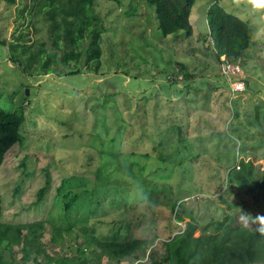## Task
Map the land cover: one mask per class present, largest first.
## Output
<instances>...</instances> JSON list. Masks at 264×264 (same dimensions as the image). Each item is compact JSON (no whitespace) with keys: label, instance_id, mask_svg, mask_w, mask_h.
I'll list each match as a JSON object with an SVG mask.
<instances>
[{"label":"rangeland","instance_id":"374dc122","mask_svg":"<svg viewBox=\"0 0 264 264\" xmlns=\"http://www.w3.org/2000/svg\"><path fill=\"white\" fill-rule=\"evenodd\" d=\"M30 1L0 0V107L25 114L24 142L12 146L0 166L3 221L44 220L49 252L60 253L50 243L55 227L64 230L66 251L75 234L86 232L100 240L147 239L160 256V242L184 230L191 216L201 228L228 209L247 207L264 216V200L231 182L234 170L228 171L240 169L239 157L264 166V0L218 1L251 28V44L237 61L244 86L239 92L212 52L206 20L211 0L195 1L189 39L183 30L164 37L155 7L145 0H95L105 29L101 66L59 60L50 64L55 72L37 75L31 72L41 58L25 70L12 60L10 46L24 32L34 43L45 41L43 48L50 49L44 58L56 50L43 18L28 10L21 16ZM76 67L80 72L63 74ZM23 161L31 175L19 166ZM45 167L51 182L42 207L28 208L45 182ZM25 175L22 194L13 199ZM227 176L232 186L220 189ZM70 189L85 201L66 213L63 195ZM91 190L88 204L84 191ZM174 203L180 209L172 210ZM102 263L134 264L128 258Z\"/></svg>","mask_w":264,"mask_h":264},{"label":"trees","instance_id":"16d2710c","mask_svg":"<svg viewBox=\"0 0 264 264\" xmlns=\"http://www.w3.org/2000/svg\"><path fill=\"white\" fill-rule=\"evenodd\" d=\"M5 1L10 5L15 4V0ZM35 1L32 3L30 1L31 4H22L21 16L28 10V14L33 15V18H43L44 25L48 26L50 33L48 40L51 47L56 50L44 58V50L50 49L43 48L45 41L39 39L34 43L26 33L20 32L10 43L12 60L21 67L25 65L27 70L34 61L37 62L41 58L39 67L33 72L30 71L36 75L55 72L50 68V64L59 60L63 64L70 61L78 64L80 61L81 65L86 67L95 65L98 69L101 66L102 55L101 35L105 29L104 19L93 10L95 0H38L37 3ZM145 1L155 7L159 28L164 37L178 30H183L187 39L193 35L190 18L196 0ZM218 1L211 0L206 13L212 52L219 61L222 56H226L231 62L237 63L251 44V28L247 21L229 13ZM4 42L0 41V44L3 45ZM19 53L23 56L22 59ZM78 72L80 68L76 67L63 74ZM259 114L257 112V115ZM236 116L237 112L234 110V117ZM24 120L22 108L6 112L0 107V166L12 146L17 143L23 144L20 128ZM257 120H260L259 116ZM260 123L264 125V106ZM239 160L240 169L228 168V171L234 170L231 178L228 174L231 182L242 183L255 199L264 200V166L256 164L251 159L239 157ZM19 166L25 169V174L28 172L32 174V169L26 168L25 161ZM43 174L46 175L45 182L37 190L36 199L27 205L28 208L39 210L42 207V200L51 182L48 167L43 169ZM30 175L22 176L18 180L13 189V199L22 194L24 179ZM228 176L221 180L220 189L223 186L230 189L232 186L227 179ZM67 180L65 176L61 179L56 195L59 196L65 191ZM94 190L84 191L86 194L89 193L88 204ZM67 192L63 195L65 198L63 200H66L63 209L66 213L74 206L84 205L85 199L83 200L80 192H73L72 189ZM176 207L180 209V205L176 206V203L171 205L172 210ZM4 208L0 190V264H103V259L120 263L126 258L132 260L134 264H264V216H257L247 207L232 212L228 209L221 219L213 218L203 228L199 226L197 219L191 216L184 230L160 242L161 245L158 247L162 252L160 256H157L156 248H149L150 242L147 239L100 240L86 232L75 234L73 243L68 244L66 251L63 249L66 244L64 230L55 227L51 229L50 243L56 244L55 247L58 248L56 251L60 253L49 252V247L42 241L47 232L44 220L5 222ZM182 212V210L176 212L177 221L180 220L179 213ZM89 214L87 212L88 216ZM79 238L82 240L79 241Z\"/></svg>","mask_w":264,"mask_h":264},{"label":"built area","instance_id":"2783aa9c","mask_svg":"<svg viewBox=\"0 0 264 264\" xmlns=\"http://www.w3.org/2000/svg\"><path fill=\"white\" fill-rule=\"evenodd\" d=\"M220 62H221V72L224 75H227L229 77H232V81L234 82V86H233V92H239V91H243L244 90V86L240 83L239 80H242L241 78V74L243 73L241 67L234 62H231L230 60L227 59V57L222 56L220 58Z\"/></svg>","mask_w":264,"mask_h":264},{"label":"clouds","instance_id":"9594fccd","mask_svg":"<svg viewBox=\"0 0 264 264\" xmlns=\"http://www.w3.org/2000/svg\"><path fill=\"white\" fill-rule=\"evenodd\" d=\"M226 57V56H225ZM235 63V62H234ZM238 64V63H237ZM243 80V79H242Z\"/></svg>","mask_w":264,"mask_h":264},{"label":"water","instance_id":"95a60500","mask_svg":"<svg viewBox=\"0 0 264 264\" xmlns=\"http://www.w3.org/2000/svg\"><path fill=\"white\" fill-rule=\"evenodd\" d=\"M28 92V91H27Z\"/></svg>","mask_w":264,"mask_h":264}]
</instances>
